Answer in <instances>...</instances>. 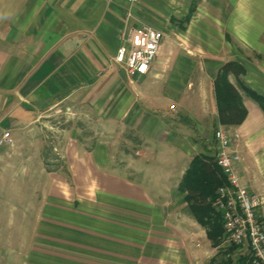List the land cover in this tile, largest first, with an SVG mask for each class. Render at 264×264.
<instances>
[{"label":"crops","instance_id":"1","mask_svg":"<svg viewBox=\"0 0 264 264\" xmlns=\"http://www.w3.org/2000/svg\"><path fill=\"white\" fill-rule=\"evenodd\" d=\"M127 8L126 0H0V264H215L226 249L181 186L196 156L216 160L222 126L239 134L242 183L264 199V111L240 89L248 115L222 125L214 93L219 69L235 60L246 67L239 79L264 96V0H214L205 20L198 0H142L137 19ZM147 21L179 28L183 51L164 34L147 74L120 73L118 49ZM74 104L111 132L125 123L143 148L135 157L116 147L109 157L103 141L68 143L69 178L48 170L44 150L18 147L45 113ZM69 140L79 142L75 129Z\"/></svg>","mask_w":264,"mask_h":264},{"label":"built area","instance_id":"2","mask_svg":"<svg viewBox=\"0 0 264 264\" xmlns=\"http://www.w3.org/2000/svg\"><path fill=\"white\" fill-rule=\"evenodd\" d=\"M126 1L127 19H137L142 0ZM163 38L162 29L140 23L133 27L128 43L118 49L115 61L131 76L145 75L160 53ZM215 137L218 142L216 161L227 178V184L218 188L214 207L223 217L227 240L247 246L254 262L264 264V220L259 214L264 199L242 183L237 167L241 156L233 149L239 134L222 126L216 130ZM3 138L12 142L9 132H5Z\"/></svg>","mask_w":264,"mask_h":264},{"label":"trees","instance_id":"3","mask_svg":"<svg viewBox=\"0 0 264 264\" xmlns=\"http://www.w3.org/2000/svg\"><path fill=\"white\" fill-rule=\"evenodd\" d=\"M191 16L190 13L187 17L188 22ZM245 73L246 67L243 64L235 60H230L221 66L216 75L214 80V93L217 101L219 121L222 125L236 126L242 124L246 119L248 109L244 104L240 89L254 98L264 111V96L239 79ZM231 75H234L239 80L238 86L230 80ZM59 161L60 156L57 155L51 158L48 150H44V163L48 170L62 172L70 178V172L67 166L61 169V163H58ZM218 168L221 167L214 158L206 159L196 156L190 168L187 170L181 186L182 190H186L192 195L195 204H190V208L197 219L200 222H205V225L209 227L208 236L212 239L215 246L221 244L225 227L222 215L220 212L215 211L214 202L217 199L218 188L227 184L226 176L222 169V172H218ZM209 196H211V199L207 202ZM198 197H201L202 200ZM201 215L207 219H204ZM238 246L239 245L234 244L230 248H227V250L222 251L223 257L219 261L215 260V264H253L252 254H245L238 259L232 257V253Z\"/></svg>","mask_w":264,"mask_h":264},{"label":"rangeland","instance_id":"4","mask_svg":"<svg viewBox=\"0 0 264 264\" xmlns=\"http://www.w3.org/2000/svg\"><path fill=\"white\" fill-rule=\"evenodd\" d=\"M213 2L214 0H198V6H200L201 9L199 12L200 19H206V10L208 8V5H213ZM215 14L217 15V12ZM147 23L152 24L164 31L165 37H169L168 40L170 41L168 42V44L170 48H177V51L179 52L183 51L181 50V46L179 44L181 40L178 39L179 34H181L179 28H163L157 26L153 22L147 21ZM168 26H170V24H168ZM203 30H205V28H203ZM117 70L120 73L125 74V69L123 68V66L117 65ZM190 78L194 79L196 77L191 76ZM165 86L166 88H168V83ZM152 93L156 95L162 94L160 90H155ZM75 105L76 104L72 105L70 109L63 108L58 111L54 109L45 113L44 116L39 120V122L31 125L29 129L27 128L26 130H24L23 134H21V139L18 141V147L48 150L51 158L60 155V161L58 163H61V169H64L65 166H67L65 160L61 157V154L63 153V150L68 143L70 147L72 146L75 149H94V147H96V145L100 141H103L107 146L109 157H111V153L112 151H115L114 149L116 147H119L118 150L123 155L132 154L135 157L137 156L135 152L138 149L143 148L144 142L138 141V138L134 135L133 130H129L125 123H122L118 126L117 132H111V129L114 127L109 122L106 123L103 118H100V116L96 112H94L93 109L86 108V106H80L77 108ZM74 129L77 131L78 141L80 143L77 141L69 140L70 132ZM112 133H114L113 136ZM215 211L217 212L216 209ZM234 244L236 243L227 240L226 232H224L221 245H224V248L227 250V248H230ZM248 250L249 249L247 246L243 247L239 245L237 249L232 253V257L234 259H238L240 256H243L245 254L251 255ZM222 257V252H220V254L217 253L215 260L219 261Z\"/></svg>","mask_w":264,"mask_h":264}]
</instances>
